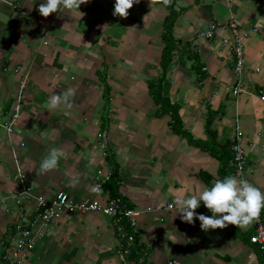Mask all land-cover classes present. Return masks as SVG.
I'll use <instances>...</instances> for the list:
<instances>
[{
  "label": "crops",
  "instance_id": "1",
  "mask_svg": "<svg viewBox=\"0 0 264 264\" xmlns=\"http://www.w3.org/2000/svg\"><path fill=\"white\" fill-rule=\"evenodd\" d=\"M41 2L0 0V118L10 111L24 80L13 132L0 129V196L8 197L0 203V242L17 219L34 218L37 198L62 191L74 203L101 201L92 194L93 178L110 173L108 149L122 179L120 198L136 214L135 241L142 252L134 246L133 251L144 264H259L232 225L205 233L198 220L194 225L182 221L169 205L221 179L219 160L198 144L206 140L208 117L220 144L238 126L246 177L264 191V0H170L178 14L173 39L188 45L189 52L185 47L175 54L162 95L178 106L182 129L196 145L172 132L170 117L157 115L159 106L148 94V83L161 76V24L168 14L162 5L140 0L120 17L113 15L115 0H85L79 10L43 17ZM209 21L217 23L220 37L230 36L229 25L249 33L241 40L245 71L237 99L231 95L227 51L218 41L195 39ZM194 53L203 66L202 79ZM116 61L123 67L120 82L114 79ZM106 69L108 98L103 84L98 86ZM68 88L75 91L72 107L49 110L48 98ZM52 147H62L64 155L57 168L41 172L40 162ZM17 170L28 197L20 194ZM196 211L211 215L203 204ZM250 226L238 231L246 233ZM26 264L124 263L109 218L74 211L62 212L54 226L35 237Z\"/></svg>",
  "mask_w": 264,
  "mask_h": 264
},
{
  "label": "built area",
  "instance_id": "2",
  "mask_svg": "<svg viewBox=\"0 0 264 264\" xmlns=\"http://www.w3.org/2000/svg\"><path fill=\"white\" fill-rule=\"evenodd\" d=\"M219 26L214 21H209L206 27L195 34L198 41H209L220 43V47L227 51L230 58V71L233 75V85L231 95L237 99L242 91L240 82L244 74V56L241 40L247 38L249 33H239L234 25H229V37H220L217 34ZM252 33H258V28H252ZM209 33H211L209 35ZM176 58V57H175ZM24 90V80L18 83V91L14 104L10 108L8 114L0 118V129L6 134L13 132V126L20 116L21 94ZM6 127H10L11 131H7ZM242 133L237 125L228 138L230 158L227 162V169L230 174L240 173L246 177V161L244 151L241 146ZM101 149L104 146L101 145ZM110 174H97L93 178V186H99V191H92V194L102 196L101 201H93L89 204L74 203L68 195L62 191L55 193L52 198L35 200L36 214L32 220L17 219L6 232L0 246V261L2 264H26L35 245V237L43 230L54 226L62 212L72 213L78 211L80 213L97 212L109 218L114 237L117 241V253L124 264H144V260L138 253L133 251V242L135 240L136 214L133 208L129 207L119 198L108 199L101 190V184L109 181ZM15 181L19 183L20 194L28 197V188L24 185V175L17 170ZM92 186V187H93ZM8 197L0 196V203H3ZM111 209V211H109ZM209 212V211H208ZM211 213V212H209ZM264 218L261 212L259 220L251 226L253 234L249 241L251 244L258 245L264 254ZM38 224L37 230L36 225ZM231 225V224H230Z\"/></svg>",
  "mask_w": 264,
  "mask_h": 264
},
{
  "label": "clouds",
  "instance_id": "3",
  "mask_svg": "<svg viewBox=\"0 0 264 264\" xmlns=\"http://www.w3.org/2000/svg\"><path fill=\"white\" fill-rule=\"evenodd\" d=\"M84 2L85 0H42L38 11L41 16L48 17L50 14L63 13L65 10H79ZM139 2L140 0H115L113 15L127 17L128 10ZM162 2L167 6L170 0ZM74 95V89H64L50 96L46 107L49 110L60 106L71 108V98ZM6 130L10 132L11 128L6 127ZM64 151L62 147L50 148L40 162V171L47 172L57 168ZM77 182L73 180L72 184L75 185ZM92 191H99V186H93ZM201 204L211 212V215L196 211ZM169 207H174L176 212L181 214L180 219L190 225H194L198 220L201 230L205 233L209 230L224 229L230 224L244 229L257 222L264 211V191L240 173L230 174L216 179L211 185L195 190L192 194L177 197Z\"/></svg>",
  "mask_w": 264,
  "mask_h": 264
},
{
  "label": "trees",
  "instance_id": "4",
  "mask_svg": "<svg viewBox=\"0 0 264 264\" xmlns=\"http://www.w3.org/2000/svg\"><path fill=\"white\" fill-rule=\"evenodd\" d=\"M153 1L156 2L157 4L162 5L168 11V14L165 16L161 24L160 37H161V42L163 44V48L160 56V62H159V66L161 69V76L148 83L147 85L148 94L151 97L154 104L159 106V108L157 109V115L158 116L168 115L170 117L171 122H169V126L172 132L175 133L176 135L185 138L189 144L196 145L197 143L193 141V138L190 136V134L182 129V125L178 117V106L176 104H172L168 99V97L162 95V83L164 80V76L171 62L173 61L175 54H179L182 50L185 49V47L186 49L188 48L187 49L188 51L189 46L188 45L183 46L178 41H175L173 39L172 29L178 14L174 12V10L172 9L171 3H169L167 6H164L162 0H153ZM192 59L195 60V62H197L195 65L196 66L195 71L198 74V76L202 79L204 76V72L202 71L203 66L198 63V55L194 53L192 55ZM99 80L103 84L105 95L108 98L110 96L109 92L111 91V86L106 81L105 73H103L100 76ZM5 111L6 114H8L9 109H5ZM212 121H213L212 117H208L206 119L204 124V132L206 134V140L203 142L200 141L198 142V144H199V148L202 151L209 153L211 156L219 160L220 165L218 169V174L220 178H223L226 175H230V171L229 169H227V162L230 158L229 144L228 142H225L224 144H220L217 142L216 131L211 128ZM106 161L110 166V173H109L110 178L109 181L104 182L103 184L100 185L101 190L108 199L119 198L125 203L126 201L123 198H120V194H119V187L122 183V179L119 174V167L117 163L114 161V159H112L111 155H106ZM232 229L234 235L238 236L244 245L251 247L253 249L259 264H264V254L261 251L260 247L255 244H251L249 241L251 235L253 234V227L250 226L249 230L246 233H242V234L238 231L237 226L232 225ZM133 246L135 247L136 250L142 252L141 250L142 248L138 246L137 241L134 240ZM0 264H2L1 261Z\"/></svg>",
  "mask_w": 264,
  "mask_h": 264
},
{
  "label": "rangeland",
  "instance_id": "5",
  "mask_svg": "<svg viewBox=\"0 0 264 264\" xmlns=\"http://www.w3.org/2000/svg\"><path fill=\"white\" fill-rule=\"evenodd\" d=\"M116 40L119 39V36H115ZM123 46V44L118 48L117 47V52H119L121 50V47ZM192 53V52H190ZM126 58L123 56H121V62L124 63V60ZM118 61H116V68H115V71H114V75H116V77H112L114 78L117 82H120L121 81V76H119V73L121 72V69H123V67L119 66V64L117 63ZM105 76H106V80L107 78H109V72L107 71V69L105 70ZM101 85V82L98 84V86ZM97 86V88L99 89V87ZM102 86V85H101ZM104 87V86H103ZM112 89V88H111ZM111 92V91H110ZM234 123V122H233ZM234 130V129H233ZM108 150V149H107ZM107 150H105V154L104 156L106 157V155H110V152H107ZM244 151V150H243ZM244 158H245V161L247 162V158H246V153L244 152ZM246 175H247V169H246Z\"/></svg>",
  "mask_w": 264,
  "mask_h": 264
}]
</instances>
